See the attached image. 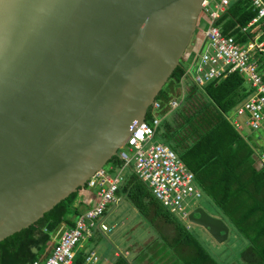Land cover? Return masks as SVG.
<instances>
[{
	"label": "water",
	"instance_id": "water-1",
	"mask_svg": "<svg viewBox=\"0 0 264 264\" xmlns=\"http://www.w3.org/2000/svg\"><path fill=\"white\" fill-rule=\"evenodd\" d=\"M202 0H0V241L117 155L180 65ZM189 221L217 242L229 226Z\"/></svg>",
	"mask_w": 264,
	"mask_h": 264
},
{
	"label": "trees",
	"instance_id": "trees-1",
	"mask_svg": "<svg viewBox=\"0 0 264 264\" xmlns=\"http://www.w3.org/2000/svg\"><path fill=\"white\" fill-rule=\"evenodd\" d=\"M255 15L256 9L247 0H231L216 24L223 33L234 35L238 42H245L251 34L244 32L242 27ZM257 55L259 71L264 79V55ZM184 72L185 68L178 65L168 79V86L179 83ZM187 89L175 109L166 107L170 93L161 89L156 97L161 103V110L155 136L172 149L193 173L195 186L201 194L205 193L212 199L226 224L247 240L248 245L240 254L247 263L240 264H264V168L255 167L252 154L256 143L252 136L243 135L227 118L246 100L250 91H247L238 72L203 87L190 81ZM111 160L114 165H120L117 156ZM77 191L34 224L0 241V264H31L48 255L51 236L63 224L68 227L74 225L69 219L70 213L78 215L81 212L76 206ZM117 195L130 201L156 229H159V223L171 225L174 229L171 237L159 230L157 245L160 244L161 251L149 256L151 261L163 253L161 257H166L168 264H220L188 226L155 198L131 167L126 169ZM92 250L76 251L73 264H83ZM140 254L142 259V251L138 256ZM101 259L95 264H99ZM132 261L120 252L110 264H131Z\"/></svg>",
	"mask_w": 264,
	"mask_h": 264
},
{
	"label": "built area",
	"instance_id": "built-area-1",
	"mask_svg": "<svg viewBox=\"0 0 264 264\" xmlns=\"http://www.w3.org/2000/svg\"><path fill=\"white\" fill-rule=\"evenodd\" d=\"M230 1L202 0L199 16H207L209 24L203 21L206 26L199 30L204 40L195 53V73L191 75L185 70L183 77L189 76L193 84L203 87L238 72L245 86L248 83L246 87L250 95L227 118L238 131L248 128L261 131L264 135V79L259 71L257 55H264V39H261L264 35V0H247L256 9V15L242 27L244 32L251 34L245 42H238L234 35L223 33L216 24ZM178 105L179 101L173 98L166 103L169 109H175ZM160 110L161 103L155 99L148 107L144 120L132 122L125 143L117 151L120 165L110 166L108 170L101 167L86 180L80 190L95 189L96 198L89 199L87 207L75 217L72 227L57 234L50 253L31 264H73L76 245L85 236L92 235V227L103 232L111 231L103 216L110 204H118L122 199L117 195V190L126 169L130 167L170 213L184 224L189 221V214L193 210L190 200L201 197V191L194 184L193 173L177 154L164 143L153 141L160 122ZM258 139L264 142V136L259 135ZM255 143L252 157L255 167L261 169L264 168V143ZM115 169L117 171L112 174ZM78 194L77 204L84 203L85 195ZM99 259L97 251L92 250L83 264H95Z\"/></svg>",
	"mask_w": 264,
	"mask_h": 264
},
{
	"label": "rangeland",
	"instance_id": "rangeland-1",
	"mask_svg": "<svg viewBox=\"0 0 264 264\" xmlns=\"http://www.w3.org/2000/svg\"><path fill=\"white\" fill-rule=\"evenodd\" d=\"M203 21L206 24H209L207 16L201 14L199 16L200 25L196 27L192 39L186 48V52L184 54L185 56L180 59V64L185 68V70L189 71L191 75L195 73L197 65L195 53L200 49V45L204 40L202 33L199 31L201 27L204 28L206 26ZM169 82L170 81L168 80L162 87V90L169 91L170 98L179 101L188 90L187 83L190 82L189 76L183 77L182 82L173 83L171 87L168 86ZM246 86H248V83H246ZM230 114L231 113L228 115ZM242 134L251 135L252 139L257 143H264L263 140L258 139L259 135L264 136L261 131L255 132L248 128H244L242 130ZM153 141L159 140L156 136H154ZM125 150L127 149L125 148ZM113 165L114 163L110 159L104 164L103 168L108 170L110 166ZM78 193H83L85 195L86 200L84 205L89 203L90 198L92 200L96 198L95 189L85 188L83 191L79 189L77 191V194ZM200 198L190 200L192 209L195 207H202L209 214L222 218L219 209L215 206L209 196L202 193ZM117 207L118 208H116L115 211L112 210V212L110 211V208H108L103 216L104 221L110 227L113 226L112 224H116L113 226L111 231L106 233L105 236H101L99 231H97L95 227H92V236H85L82 238L75 247V251L82 252L95 248L97 253L101 254L102 259L106 257V259L108 258V260L111 261V259L113 260L114 258L113 251L117 250L119 254L120 252H123L127 257L133 260L131 264H168L166 261L167 258L161 257L163 256V253H160L161 256L159 258H155V261H151L149 256L151 257L153 254L161 251L160 244L157 245V241L160 239L159 230L161 231V234L171 237L175 233L172 226L159 223V229H156L154 224H151L144 217H142L130 201L125 198L120 200ZM71 216H73V213L69 214V217ZM185 224L188 225L190 231L197 236L206 250L220 264L247 263V260L242 259L240 254L247 247L248 242L244 237L239 235V233H237L232 226L229 225L230 230L228 238L223 242H217L203 227L190 221H186ZM52 238L53 236H51V239L48 242V247H51L53 243ZM140 251L143 253L142 259H140L142 254L138 256ZM136 256H138V258H136ZM158 260L161 261L159 262Z\"/></svg>",
	"mask_w": 264,
	"mask_h": 264
},
{
	"label": "crops",
	"instance_id": "crops-1",
	"mask_svg": "<svg viewBox=\"0 0 264 264\" xmlns=\"http://www.w3.org/2000/svg\"><path fill=\"white\" fill-rule=\"evenodd\" d=\"M114 172L112 173V174H115V172L117 171L116 169L115 170H113ZM79 194H77V201H78V198H79ZM84 196V195H83ZM84 199H86V197H84ZM78 205V206H77ZM76 206L78 207V209H79V211H82L83 209H85L86 207H87V205H84V203H79V204H77ZM117 205L118 204H110L109 205V207L108 208H110V211L112 212V210H114L115 211V209L116 208H118L117 207ZM113 211V212H114ZM75 217H76V215H73V216H71V217H69V219L72 221V222H74V219H75ZM113 226H115L116 224L114 223V224H112ZM113 226H111V228H113ZM66 227H68L66 224H63V226L60 228V230L62 229V228H66ZM95 229H97V231H99V233L101 234V236H105V234L106 233H108V232H102L99 228H97V227H95ZM56 234L53 236V238H52V241L54 242L55 241V238H56ZM52 246H53V243H52V245H51V247H48V251H47V253L46 254H49L50 253V251H51V248H52ZM97 246V245H96ZM95 249V248H94ZM113 253H114V251H113ZM106 254V253H105ZM104 254V255H105ZM103 256V255H102ZM43 257H45V255L43 256ZM99 264H110V260H108V258L106 259V257H105V259H101V261L99 262Z\"/></svg>",
	"mask_w": 264,
	"mask_h": 264
},
{
	"label": "clouds",
	"instance_id": "clouds-1",
	"mask_svg": "<svg viewBox=\"0 0 264 264\" xmlns=\"http://www.w3.org/2000/svg\"><path fill=\"white\" fill-rule=\"evenodd\" d=\"M155 99H156V98H155ZM114 157H115V156H114ZM125 172H126V171H125ZM76 205H77V202H76ZM77 206H78V205H77ZM83 210H84V209H83ZM83 210H82V211H83ZM76 216H77V215H76ZM73 223H74V222H73ZM71 227H72V226H71ZM66 228H69V227H66ZM63 229H65V228H62L61 230L59 229V230L56 232V235H57L59 232H61ZM102 232H103V231H102ZM91 236H92V235H91ZM91 236H90V237H91ZM56 238H57V236H56ZM56 238H55V240H56ZM54 242H55V241H54ZM54 242H53V244H54ZM76 246H77V245H76ZM51 249H52V248H51ZM93 250L96 251V249H94V248H93ZM75 253H76V251H75ZM116 253H117V254H116ZM114 255H115V256H114ZM118 255H119V252H118L117 250H115L114 253H113V257H116V256H118ZM99 256H100V259H101V258H102V257H101V254H99ZM103 259H105V257H104Z\"/></svg>",
	"mask_w": 264,
	"mask_h": 264
},
{
	"label": "bare ground",
	"instance_id": "bare-ground-1",
	"mask_svg": "<svg viewBox=\"0 0 264 264\" xmlns=\"http://www.w3.org/2000/svg\"><path fill=\"white\" fill-rule=\"evenodd\" d=\"M123 179V178H122ZM118 191V190H117ZM201 199V198H200Z\"/></svg>",
	"mask_w": 264,
	"mask_h": 264
}]
</instances>
